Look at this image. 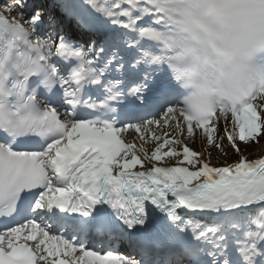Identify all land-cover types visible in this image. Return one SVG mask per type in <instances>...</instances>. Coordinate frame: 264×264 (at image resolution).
Returning a JSON list of instances; mask_svg holds the SVG:
<instances>
[{
	"label": "snow or ice",
	"instance_id": "snow-or-ice-1",
	"mask_svg": "<svg viewBox=\"0 0 264 264\" xmlns=\"http://www.w3.org/2000/svg\"><path fill=\"white\" fill-rule=\"evenodd\" d=\"M262 141L264 0H0V264H264Z\"/></svg>",
	"mask_w": 264,
	"mask_h": 264
},
{
	"label": "bare ground",
	"instance_id": "bare-ground-1",
	"mask_svg": "<svg viewBox=\"0 0 264 264\" xmlns=\"http://www.w3.org/2000/svg\"><path fill=\"white\" fill-rule=\"evenodd\" d=\"M162 128L163 126H161V128H156L155 131L157 132V134H161L162 132ZM168 131H171V129H168ZM129 140L133 139L134 137L137 138V141H138V136L135 132H128V133H125L124 134ZM139 142V141H138ZM154 146V142H150L148 144L145 145L146 148H148L149 150H151V148ZM190 147H192L194 150H201V143H195V144H192L190 143L189 144ZM225 146V150L227 151L228 155L227 156H224L221 152H219L217 149H215L214 147H212L210 150H211V154H212V157H213V163H216L220 166L224 165L225 163H233L231 162V156H232V153L229 152L228 150V147L226 144H224ZM242 150H243V146H241ZM258 149H256V152H257V155L256 157H254V159L256 158H259L260 156L264 155V143L261 145V146H257ZM212 150H214V153H212ZM216 156V157H215ZM218 157V158H217Z\"/></svg>",
	"mask_w": 264,
	"mask_h": 264
},
{
	"label": "rangeland",
	"instance_id": "rangeland-1",
	"mask_svg": "<svg viewBox=\"0 0 264 264\" xmlns=\"http://www.w3.org/2000/svg\"><path fill=\"white\" fill-rule=\"evenodd\" d=\"M263 143H264V141H262L260 145H253L251 148H249V149L245 152V155H246L248 158L254 159V157H256V155H257V152H256V149H258L257 146H261ZM224 144L227 145L229 152L232 153V156H231V162L236 161V153H235V152H234V151L228 146V143H227L226 140L224 141ZM240 146H243V145H240ZM243 147H244V146H243ZM210 151H211V150H210ZM212 153H214V150H212ZM215 153H216V152H215ZM215 153H214V155H215ZM215 157H216V156H215ZM217 158H218V157H217Z\"/></svg>",
	"mask_w": 264,
	"mask_h": 264
}]
</instances>
